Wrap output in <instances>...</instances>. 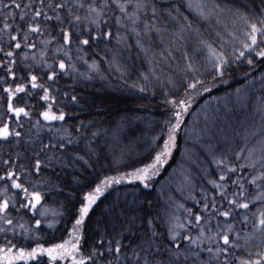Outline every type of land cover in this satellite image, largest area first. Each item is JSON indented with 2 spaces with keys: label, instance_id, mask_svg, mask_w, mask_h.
I'll list each match as a JSON object with an SVG mask.
<instances>
[{
  "label": "snow or ice",
  "instance_id": "1",
  "mask_svg": "<svg viewBox=\"0 0 264 264\" xmlns=\"http://www.w3.org/2000/svg\"><path fill=\"white\" fill-rule=\"evenodd\" d=\"M261 69L264 0H0V264H264ZM237 72L248 88L193 112ZM113 73L160 95L168 115L147 155L103 157L113 174L85 185L101 131L68 109L75 85ZM182 129L199 150L185 149L182 183L166 189ZM45 224L60 236L45 238Z\"/></svg>",
  "mask_w": 264,
  "mask_h": 264
},
{
  "label": "trees",
  "instance_id": "2",
  "mask_svg": "<svg viewBox=\"0 0 264 264\" xmlns=\"http://www.w3.org/2000/svg\"><path fill=\"white\" fill-rule=\"evenodd\" d=\"M180 2V0H177ZM225 4L229 0H223ZM185 15L188 12L185 9H181ZM191 19V16L189 17ZM35 39V37H33ZM32 50H29L31 53ZM127 55V54H125ZM129 62L134 64L135 68L144 71L148 65L143 62L142 57H137L135 55V50H133V55L130 57ZM86 69L81 67L80 71H85ZM264 71V69H261ZM106 74V73H105ZM3 75V72H0ZM68 84H71V80L65 78ZM251 80V77H249ZM129 84L132 80H129ZM76 94L80 99V103L68 111H71L78 120H83L86 123L93 121L96 123L97 128L101 131V135L97 141L99 148L102 150V158L100 163L96 165L95 171L88 170L81 176L82 184H88L96 178L99 174L101 178L103 175H111V172H105L101 165H107L108 160L103 157H108L111 159L113 154L119 157L121 154L129 161L135 162L138 159H142L143 156L147 155L149 149V144L152 141V137L161 133V125L163 121L167 119V110L162 102L163 98L160 95L155 97L151 96L150 93H140L136 89H132L123 86L122 81L116 79V74L110 77V83L95 77L91 81L82 80L79 84L75 85ZM257 88L259 85L257 84ZM246 89L248 88V82L245 81L243 75L239 72L234 73L232 77L229 78V83H219L213 88L211 96L205 94L203 98L198 99L196 103L193 104V112L199 110L205 105V101L211 100V105L209 111L212 108L217 107L215 100L212 97H223L225 93L233 92L235 89ZM42 95V93H39ZM30 103L35 104L36 99L34 98ZM42 103V102H41ZM189 124L193 123L194 117L185 118ZM198 126H202V120L199 122ZM186 137L184 130L182 129L178 134V147L173 152V157L169 161L168 165L164 166V171L162 177L160 178L161 184L167 189L169 185L174 189L182 183L183 173L178 167L182 161V154L187 148L189 153L193 151H198V147L194 145L192 140H188L185 143ZM160 144L163 141H159ZM187 167V165H184ZM169 174L171 178L169 179ZM120 191L125 190V185L116 186ZM88 187L77 188L75 193L69 189V195L74 197V200L79 199V195L83 192H87ZM147 194V191L146 193ZM156 196L155 192H151L149 198H154ZM176 198L179 200V194H176ZM63 200V197L60 198ZM109 196L107 199L102 198L98 207H95V211L92 213V219L96 220L99 217L101 208L110 200ZM131 199V197H129ZM183 202V201H181ZM188 207H191V202H188ZM54 210L64 211L60 208L59 204L52 205ZM52 219L50 214L49 220ZM45 231L41 234L48 238L50 235H55L57 238L60 236V232H53V230H47L46 224L43 226ZM57 228H62L61 225H57Z\"/></svg>",
  "mask_w": 264,
  "mask_h": 264
}]
</instances>
